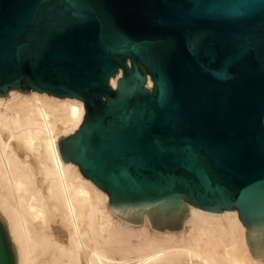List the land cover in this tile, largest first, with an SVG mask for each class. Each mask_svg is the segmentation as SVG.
Listing matches in <instances>:
<instances>
[{"label": "water", "instance_id": "obj_1", "mask_svg": "<svg viewBox=\"0 0 264 264\" xmlns=\"http://www.w3.org/2000/svg\"><path fill=\"white\" fill-rule=\"evenodd\" d=\"M10 90L84 102L59 150L120 219L237 210L264 259V0H0ZM0 264H18L1 216Z\"/></svg>", "mask_w": 264, "mask_h": 264}, {"label": "bare ground", "instance_id": "obj_2", "mask_svg": "<svg viewBox=\"0 0 264 264\" xmlns=\"http://www.w3.org/2000/svg\"><path fill=\"white\" fill-rule=\"evenodd\" d=\"M121 77L111 80L114 88ZM84 117L77 98L33 90L0 98V216L18 264H264L251 254L237 210L188 205L190 217L176 232L152 228L145 212L141 225L117 217L109 195L59 150Z\"/></svg>", "mask_w": 264, "mask_h": 264}, {"label": "rangeland", "instance_id": "obj_3", "mask_svg": "<svg viewBox=\"0 0 264 264\" xmlns=\"http://www.w3.org/2000/svg\"><path fill=\"white\" fill-rule=\"evenodd\" d=\"M188 205H189V204H187V208H188ZM165 230H169V229H168V228H165ZM165 230H164V231H165ZM169 231H171V230H169ZM173 232H176V231H173Z\"/></svg>", "mask_w": 264, "mask_h": 264}]
</instances>
